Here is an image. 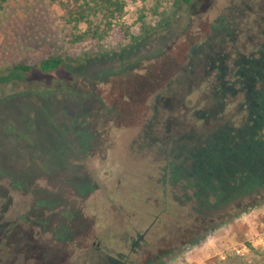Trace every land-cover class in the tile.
<instances>
[{
	"label": "rangeland",
	"instance_id": "374dc122",
	"mask_svg": "<svg viewBox=\"0 0 264 264\" xmlns=\"http://www.w3.org/2000/svg\"><path fill=\"white\" fill-rule=\"evenodd\" d=\"M140 7H127L122 18L133 34L141 14L154 21ZM182 17L184 28L165 49L116 64L97 59L116 58L127 40L119 25L101 42L72 43L61 11L46 0H11L0 9V221L22 224L26 214L44 225L52 216L58 227L57 245L29 247L18 235L25 249L19 256L9 250L10 259L42 264L56 245L59 264H84L92 242L113 234L112 247H127L144 230L148 257L122 250L132 264H217L264 250L263 184L231 202L237 218L223 210L203 228L188 225L181 247L167 253L174 241L165 225H181L188 206L164 168L180 165L175 152L223 146L245 154V118L264 97V63L249 84L264 55V0H193ZM50 58L62 61L50 74L13 70ZM170 195L177 201L159 202ZM255 195L262 205L252 206Z\"/></svg>",
	"mask_w": 264,
	"mask_h": 264
},
{
	"label": "trees",
	"instance_id": "16d2710c",
	"mask_svg": "<svg viewBox=\"0 0 264 264\" xmlns=\"http://www.w3.org/2000/svg\"><path fill=\"white\" fill-rule=\"evenodd\" d=\"M11 0H0V9L3 5ZM49 3L58 7L62 14V21L69 31V37L72 43H81L84 41L101 42L108 37L109 32L114 25H119L123 28V36L126 38L125 44L117 48L116 58L114 55L112 58L97 59L98 62H114L116 64H123L140 59L141 57H148L157 53L160 50L165 49L175 36L184 28V20L182 17L183 9L192 3L193 0H46ZM140 4V9H146V14L154 17V21L147 22L145 20L146 15L141 14L138 18V27L136 33L129 32L125 27L122 18L125 16L126 8ZM157 17V19H155ZM93 59V58H92ZM62 61L58 58H50L39 61L37 63L29 65L14 66L13 70L22 73H28L32 70L40 71L43 73H53L60 65ZM253 95V94H252ZM251 99V98H250ZM262 101V100H261ZM257 103V102H255ZM261 112V114H260ZM256 112V116H246L244 126L248 130H252L251 133L245 134V148L242 155L233 156L230 151L231 147L217 146L216 149L206 152L203 148L197 151H187L186 154L177 155L180 165L175 166L170 162L165 168V176L171 190H175L181 193V205L188 206L186 211L181 217V225L175 224L178 222H168L166 227L168 231L166 237L170 241H175L176 237L182 236V234L192 227H202L211 222L216 214H205L198 210L199 201L196 200L198 196V182L200 181L198 176L201 175L198 172H211L215 169H236L233 180L245 174L257 173L260 170H264V140L261 136H264V116L262 111ZM248 121V122H247ZM247 122V124H246ZM250 145V146H249ZM257 145L259 147H257ZM231 149V150H230ZM197 165H202L197 167ZM199 168L200 170H198ZM177 170V173H174ZM241 173V174H240ZM176 174V175H175ZM211 181V182H210ZM211 185L215 184L212 179L209 180ZM229 184L231 180L228 179ZM263 186V184H261ZM257 187V186H255ZM254 189V188H253ZM246 190L245 195L253 192L254 190ZM171 198L159 201L162 205L166 202H173L176 200L174 195H170ZM255 205H262V201L259 200L258 195ZM174 197V199H173ZM177 201V200H176ZM248 201V200H246ZM207 204L214 202V198L211 194H208L206 200ZM248 207V206H247ZM228 208V207H227ZM232 209V208H231ZM228 208L227 212L231 213L229 219H235L239 216V213H234ZM226 212V213H227ZM129 214V213H128ZM131 217V214L128 215ZM159 215H154L153 220L160 221ZM225 222V221H224ZM139 224V223H138ZM189 225V226H188ZM215 227V226H214ZM213 227V228H214ZM211 228V230L213 229ZM216 228V227H215ZM214 230V229H213ZM210 230H207L200 237H194L186 245H193L200 242L204 236L208 235ZM137 233V232H136ZM141 234V233H137ZM177 239V238H176ZM183 242V241H182ZM172 247V246H170ZM178 247H181V243L175 244L171 249L169 248L167 253L176 251ZM234 255V254H233ZM217 264H264V250L260 252H253L247 257H232Z\"/></svg>",
	"mask_w": 264,
	"mask_h": 264
},
{
	"label": "flooded vegetation",
	"instance_id": "af4514ba",
	"mask_svg": "<svg viewBox=\"0 0 264 264\" xmlns=\"http://www.w3.org/2000/svg\"><path fill=\"white\" fill-rule=\"evenodd\" d=\"M219 63L221 64V61L217 59ZM211 63L210 61L208 64ZM264 63V55L261 54V57L257 59L255 64L253 65V69L255 70L252 72L249 84L251 85L253 77L258 76V66L259 64ZM240 64L244 65L245 61H241ZM241 66V65H240ZM211 67V64L209 65V68ZM220 70V68L218 67ZM226 87L224 85H220V89L224 90ZM264 96V94H263ZM262 101L260 103L253 102V108L257 110V112L262 111V116H264V97H261ZM263 104V106H262ZM261 114V112H260ZM259 116V115H256ZM245 126V125H243ZM252 130L245 131V134L251 133ZM176 150H181V147L179 149L176 148ZM180 155V152L178 153ZM202 165H197V167H201ZM200 170L199 168H197ZM236 172V169H214L211 172H198L201 175H197L196 172H194V175L198 176L199 178V187L196 191L198 196L196 197V200L199 201L198 210L205 214H218V212H221L223 210H228V206L233 201H237L240 199L243 194H245V190H252L255 194H257L263 187L261 184H257L258 181L262 182L264 177V170H260L257 173H250L249 175L245 176V174L239 175L236 180L232 179V176H234V173ZM174 173H177V170H175ZM176 175V174H175ZM262 178V179H261ZM215 181L214 185H211V181ZM228 179L231 180V183L229 184ZM261 179V180H260ZM257 186V187H255ZM41 189V188H40ZM39 189V190H40ZM45 191H50L49 189H46ZM208 194H211L214 198V202L207 204L204 202L208 196ZM31 196V195H30ZM33 202H45V200L37 199L36 197L32 196L30 198ZM57 201V200H56ZM47 203V202H46ZM58 204V203H57ZM59 205V204H58ZM48 207V205H47ZM51 207V206H50ZM25 210V209H24ZM21 221L22 224H13V221L15 220H1L0 221V264H21L20 261L14 260V254H19L24 250V246L21 247L16 241V238L18 235H24L26 237V246L33 247L39 244H49L56 243V237L57 235V225L56 221L52 219V216L49 218L47 224L42 225L41 223L36 221L30 222L26 214L21 215ZM54 221V222H53ZM124 233H129L128 227L124 226ZM69 229L66 228V231ZM64 233V232H63ZM109 233H111L109 231ZM66 237L62 236L60 234L59 238L62 239L59 242L64 244L67 243L69 240V233L66 232ZM147 234V230H144L141 234H135L134 239L131 238L129 245L126 247L124 246L123 241H121V245L118 246V249L111 246L112 244V237L113 234L110 235L108 241L102 242V245L100 242H92V261L85 262L84 264H132V259L130 258V255L133 257L138 256V254H146V257H148L149 253V246L147 242L145 241V236ZM58 238V237H57ZM177 238V239H176ZM173 244L181 243V236L176 237ZM55 239V241H54ZM67 239V240H65ZM56 245L54 248V253L50 254L42 264H59L57 262V247ZM14 252L13 259H10V256L7 254L8 251ZM122 250H127L130 255L123 254ZM17 256V257H18ZM147 263V262H146ZM145 263V264H146ZM28 264H35L34 262H30ZM83 264V263H82Z\"/></svg>",
	"mask_w": 264,
	"mask_h": 264
},
{
	"label": "built area",
	"instance_id": "2783aa9c",
	"mask_svg": "<svg viewBox=\"0 0 264 264\" xmlns=\"http://www.w3.org/2000/svg\"><path fill=\"white\" fill-rule=\"evenodd\" d=\"M231 249H232V253H234L235 255H239L245 250L244 247L239 249L237 248H231ZM220 259H223V256H220Z\"/></svg>",
	"mask_w": 264,
	"mask_h": 264
},
{
	"label": "water",
	"instance_id": "95a60500",
	"mask_svg": "<svg viewBox=\"0 0 264 264\" xmlns=\"http://www.w3.org/2000/svg\"><path fill=\"white\" fill-rule=\"evenodd\" d=\"M261 179H262V178H261ZM261 179H260V180H261ZM263 179H264V177H263ZM259 183H260V184H264V180H262V182H260V181L257 182V184H259ZM245 191H246V190H245Z\"/></svg>",
	"mask_w": 264,
	"mask_h": 264
}]
</instances>
